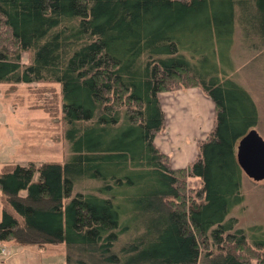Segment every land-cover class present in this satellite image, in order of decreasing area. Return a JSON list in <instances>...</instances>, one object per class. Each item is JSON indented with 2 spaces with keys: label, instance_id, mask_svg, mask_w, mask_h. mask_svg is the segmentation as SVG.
<instances>
[{
  "label": "trees",
  "instance_id": "16d2710c",
  "mask_svg": "<svg viewBox=\"0 0 264 264\" xmlns=\"http://www.w3.org/2000/svg\"><path fill=\"white\" fill-rule=\"evenodd\" d=\"M234 48L264 70V0H0V83L56 84L69 151L0 172V242L62 243L64 264H264V224L230 212L235 145L261 118L228 72ZM188 87L213 120L174 168L153 142L159 93ZM257 144L248 166L264 164Z\"/></svg>",
  "mask_w": 264,
  "mask_h": 264
},
{
  "label": "rangeland",
  "instance_id": "374dc122",
  "mask_svg": "<svg viewBox=\"0 0 264 264\" xmlns=\"http://www.w3.org/2000/svg\"><path fill=\"white\" fill-rule=\"evenodd\" d=\"M236 52L241 53L234 48L233 52L227 50L224 54V60L228 59L227 63L233 68L231 71L228 69V72L252 93L260 105L261 115L255 132H248L244 144L239 140L236 142L241 147L238 155L242 164L241 201L230 212L238 226L246 229L250 225L264 224V164L261 168L253 169L244 159L251 154L250 144H256L253 150L261 148L257 144L259 141L264 145V70L258 61H251L242 68L243 61L238 60ZM20 61L28 63L29 53H21ZM159 102L168 112V117L164 114V126L154 136L153 142L162 152H167L164 153L172 167L184 168L195 158L198 142L211 127L213 104L197 87L161 92ZM64 127L56 84L0 83V172L16 163L63 161L69 155L63 137ZM252 133L257 140L251 136ZM255 158L252 157L251 161ZM255 175H261L260 179H255ZM185 186L190 190L196 189L198 182L186 177ZM1 250L7 254L1 256L0 263L21 250V255L14 258L15 264H64L65 260L62 243L37 247L32 244L18 245L7 240L0 246Z\"/></svg>",
  "mask_w": 264,
  "mask_h": 264
},
{
  "label": "crops",
  "instance_id": "0c3cea01",
  "mask_svg": "<svg viewBox=\"0 0 264 264\" xmlns=\"http://www.w3.org/2000/svg\"><path fill=\"white\" fill-rule=\"evenodd\" d=\"M180 92V91H179ZM162 110H163V112H164V114L166 115V117H168L167 115H168V112L165 110V109H163L162 108ZM173 135V134H172ZM163 152H165V153H167L166 151H163ZM193 157H191L190 159H192ZM190 159H188L187 161H189ZM178 167V166H177ZM4 245V242H0V246H3ZM22 251L23 250H21V252L19 253L18 251H15V253L14 254H12V255H10L9 257H6L5 258V261L4 262H1L0 264H15V259L14 258H16V257H18L19 255H21V253H22ZM6 254L7 253H5V254H0V258H1V256H6Z\"/></svg>",
  "mask_w": 264,
  "mask_h": 264
},
{
  "label": "flooded vegetation",
  "instance_id": "af4514ba",
  "mask_svg": "<svg viewBox=\"0 0 264 264\" xmlns=\"http://www.w3.org/2000/svg\"><path fill=\"white\" fill-rule=\"evenodd\" d=\"M246 136H247V135H246ZM246 136H245V137H246ZM245 137H243L242 139H240L239 142L242 143V142L244 141ZM243 144H244V142H243ZM251 145H254V143H252V144H250V146H248V147H249V152H251V151L253 150V148L251 147ZM239 146H240V145H236V146H235V148H236L237 151H238L239 148H240ZM239 151H240V150H239ZM263 159H264V156H262V159H261V160H263ZM257 162H258V161H257ZM254 164H255V163H254ZM262 166H263V165H260V163H258L254 168L257 169V168H261Z\"/></svg>",
  "mask_w": 264,
  "mask_h": 264
},
{
  "label": "water",
  "instance_id": "95a60500",
  "mask_svg": "<svg viewBox=\"0 0 264 264\" xmlns=\"http://www.w3.org/2000/svg\"><path fill=\"white\" fill-rule=\"evenodd\" d=\"M255 145H256V144L251 145V147L254 148ZM260 145L264 148V145H263V144H260ZM239 147H240V146H239ZM240 148H241V147H240ZM240 148H239V150H240ZM239 150H238V153H239ZM238 155H239V154H238ZM237 158H238V160H239V156H238ZM253 166L255 167L256 165H253ZM253 169H254V168H253ZM262 175H264V173H263ZM254 177H255V179H260L261 175H255Z\"/></svg>",
  "mask_w": 264,
  "mask_h": 264
},
{
  "label": "built area",
  "instance_id": "2783aa9c",
  "mask_svg": "<svg viewBox=\"0 0 264 264\" xmlns=\"http://www.w3.org/2000/svg\"><path fill=\"white\" fill-rule=\"evenodd\" d=\"M0 254H2V255H3V254H5V252H4L3 250H1V251H0Z\"/></svg>",
  "mask_w": 264,
  "mask_h": 264
}]
</instances>
